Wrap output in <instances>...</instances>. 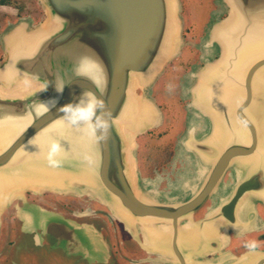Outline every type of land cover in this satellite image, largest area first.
<instances>
[{"label":"water","instance_id":"obj_1","mask_svg":"<svg viewBox=\"0 0 264 264\" xmlns=\"http://www.w3.org/2000/svg\"><path fill=\"white\" fill-rule=\"evenodd\" d=\"M221 1L225 15L211 22L204 43L217 54L184 86L197 118L181 145L204 176L183 201L147 192L136 166V136L160 118L145 89L181 45L178 0H39L46 13L40 25L21 23L0 34V227L13 209L24 232L40 231L69 253L109 261L102 232L25 195L74 194L107 207L127 246L135 239L150 250L163 235L174 264H264V250L225 249L229 231L254 229L256 203L264 205V0ZM58 89L59 103L49 107ZM81 93L111 110L107 141L58 111ZM53 143L60 145L57 166L48 161ZM227 168L235 176L230 191L196 219Z\"/></svg>","mask_w":264,"mask_h":264},{"label":"flooded vegetation","instance_id":"obj_2","mask_svg":"<svg viewBox=\"0 0 264 264\" xmlns=\"http://www.w3.org/2000/svg\"><path fill=\"white\" fill-rule=\"evenodd\" d=\"M38 1L0 0V5L10 4L12 7L0 17V34L11 26L21 23L27 24L29 28L40 25L45 19L46 13ZM3 55L4 49L0 41V59ZM161 86L157 85L156 89L153 87L146 91L149 98L153 96L151 99L155 104H159V100L162 98L159 95ZM172 92L174 94L177 91L173 88ZM177 97L176 94L174 97L176 104L179 103ZM187 109L186 107L181 109L179 106L178 112L174 115L175 119L171 123L168 122L165 111L160 109L157 125L136 136L138 180L147 192L166 202L183 201L191 197L193 195L191 189L199 185L204 176L199 170L201 165L197 159L187 154L181 145V138L189 123L197 118L191 109ZM164 121L169 127L172 124L167 143L157 145L153 149V143L149 146L148 142L157 141L156 138H160V135L153 136L155 138H151L152 136L144 138V136L150 131L162 127ZM162 128L165 129V127ZM234 182L233 170L225 169L208 197L194 212V217L199 220L216 206L227 195ZM28 198L37 202L46 211H55L79 223L92 225L102 232L110 246L109 261L103 258L92 259L83 254L69 253L57 244L55 237L41 234L40 231L37 235L35 232H24L25 227L22 230L23 223L17 213L13 209H9L0 227V264H174L176 260L175 256L169 254L172 252V246H169L170 241L165 240L163 235L160 236L161 239H156L158 240L157 245L152 243L150 246L147 245L150 250H146L135 239H133V247L127 246L122 237L123 228L119 221L111 215L107 207L95 198L53 193H42L41 195L29 193ZM256 210L258 225L254 229L238 235L229 231L226 250L236 248L240 251L245 247L264 250V205L256 203ZM180 223L183 224L185 221L181 220ZM213 256L215 254L206 257Z\"/></svg>","mask_w":264,"mask_h":264},{"label":"rangeland","instance_id":"obj_3","mask_svg":"<svg viewBox=\"0 0 264 264\" xmlns=\"http://www.w3.org/2000/svg\"><path fill=\"white\" fill-rule=\"evenodd\" d=\"M178 2L180 7L178 20L180 23L181 36L179 51L173 59L164 65L156 79L145 89L146 94L147 89L151 90L153 87L156 89L157 85H162L161 89H159V95H161L162 98L159 100V104L156 103V106L158 110L162 109L165 111L168 122L170 123L175 119L174 115L178 112L179 106L181 109L183 107L190 109L187 106L188 97L185 95L184 86L190 81L189 74L195 68L202 65L206 58L216 56V48L204 44L206 33L213 20L222 18L225 15V6L221 0H178ZM38 3L40 2L38 1ZM40 6L42 7L41 4ZM11 8L10 4H1L0 17L6 14ZM173 88L177 91L174 94L172 92ZM176 94L178 95L179 106L174 100ZM162 127H165V129ZM162 127H158L156 130L154 129L144 136V138H149L151 136V138H155L153 136L160 135V138H156L157 141L148 142L149 146L153 143V149H155L157 145L167 143L172 124L169 127L164 121ZM43 193L62 194L55 192ZM28 194L29 192L25 193L27 197Z\"/></svg>","mask_w":264,"mask_h":264},{"label":"clouds","instance_id":"obj_4","mask_svg":"<svg viewBox=\"0 0 264 264\" xmlns=\"http://www.w3.org/2000/svg\"><path fill=\"white\" fill-rule=\"evenodd\" d=\"M57 97H52L45 103L49 107H55L59 103L58 97L63 94V89L57 90ZM58 111L62 114L64 120L74 127H86L96 136V138L105 142L110 136L112 112L102 99L89 98L81 93V99L77 102H69L59 107ZM60 150L58 143H53L48 154V161L51 166H57L58 161L54 159Z\"/></svg>","mask_w":264,"mask_h":264}]
</instances>
